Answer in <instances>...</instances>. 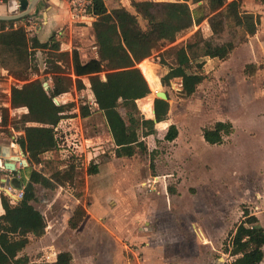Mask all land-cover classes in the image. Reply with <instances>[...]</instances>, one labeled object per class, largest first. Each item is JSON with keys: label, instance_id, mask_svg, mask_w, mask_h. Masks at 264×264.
Wrapping results in <instances>:
<instances>
[{"label": "rangeland", "instance_id": "rangeland-1", "mask_svg": "<svg viewBox=\"0 0 264 264\" xmlns=\"http://www.w3.org/2000/svg\"><path fill=\"white\" fill-rule=\"evenodd\" d=\"M238 2L242 14L256 18L258 39L264 38V4L257 0ZM140 23L144 25L141 20ZM197 28L179 35L175 42L160 47L147 58V65L155 66L159 78L173 63L170 48L185 42L191 35L189 32ZM241 35L242 31L228 21L217 41L238 39ZM261 42L264 43V39ZM247 43L252 46L237 48L231 59L213 76L209 73V79L190 97L182 96L180 79L170 80L168 86L160 83L161 89L168 94L167 124H175L178 136L173 142H167L163 132L153 130L144 137L147 147L152 150H137L131 157L114 155L112 141L106 140L104 117L94 105L90 106L87 117L80 116L79 106L92 99L89 91L71 87L58 97L59 103L71 105L64 114L70 117H64L56 124L58 135L62 140L64 137L70 140L76 133L83 139L84 136L95 137L96 143L88 144V149L97 173L87 174L90 164H84L76 169L77 179L82 180L80 185L71 184L56 191L39 187L35 207L44 214L49 225H54L52 229L57 227L59 232L52 241L51 231H47L38 247L28 248L31 260L41 258V263H45L47 254L69 249L73 252L74 264H105L97 260L107 258L109 261L117 246L114 252L119 253L125 264L127 261L137 264V260L142 264L140 249L157 244L160 256L153 258L152 264H215L219 259H229L223 250L227 243L223 244V241L232 224L239 219L242 206H252V210L259 206L261 209L264 201V80L254 87L243 74L246 63L255 59L261 66L257 75L264 79V51L255 39ZM51 55L52 52L44 51L38 59L47 61L53 57ZM60 64L65 63L60 60ZM30 66L32 71L38 70L32 60ZM47 66L41 65L38 75L33 74L30 78H48L44 73ZM5 78L0 74V84L4 87L11 84ZM147 86L149 88L148 83ZM149 94L153 101L156 98L154 92ZM3 98L0 91V102ZM145 104L146 100L141 99L140 106L137 105L139 114L144 111ZM6 110L0 106L1 115ZM119 111L125 117L122 106ZM24 112L25 109L19 108L8 112V116L18 119ZM226 119L234 126L232 139L226 138L221 145L204 142L202 127ZM161 126H166V122ZM9 128L12 129L11 125H3L0 119V132L15 139L18 132ZM152 141L156 143L155 148H152ZM60 155L62 160L64 155L61 152ZM83 155L88 157L86 153ZM58 167L64 168V163L61 161ZM151 176L164 179L161 189L164 184L166 190L157 199L135 191L138 179H151ZM67 192L73 194L74 199L77 198L75 193L79 192L83 194L80 203H91L101 209L96 217L89 218L73 232L63 221L72 208V200L63 197ZM258 218L264 229V213L260 212ZM128 238L134 239L133 244L124 250L123 244ZM195 242L199 243L196 248L192 246ZM201 242L207 244L201 245ZM261 264H264V253Z\"/></svg>", "mask_w": 264, "mask_h": 264}, {"label": "trees", "instance_id": "trees-1", "mask_svg": "<svg viewBox=\"0 0 264 264\" xmlns=\"http://www.w3.org/2000/svg\"><path fill=\"white\" fill-rule=\"evenodd\" d=\"M238 1L132 0V11L122 6L108 11L103 0H92L87 14L95 18L92 32L97 56L87 61H82L75 49L70 52L61 51L60 43L53 38L44 43L31 39L26 26L16 24L26 19V16L15 20H0V66L23 82L10 87L9 102L12 108L25 109L18 119H10L7 113L2 115V124H9L18 132L14 142L22 149L28 163L25 167L28 181L24 182L16 176L12 179L13 186L22 190V198L11 204L10 198L0 194L4 209V214L0 216V264H26L27 260L21 251L28 244L29 237H40L44 233L45 218L32 205L36 200L34 185L54 189L76 183L80 185L82 182L76 176V169L80 166L78 160L74 156H63L61 160L62 139L55 126L62 118L70 117L64 114L70 110L71 105L56 102V99L72 86L77 91L85 89L81 78L86 77L92 98L90 103L104 113L115 155L130 157L136 150L145 151L142 137L154 130L152 107H143L144 111L139 114L136 103L139 107L141 99L150 95V91L155 93L162 90L156 68L147 65V58L155 50L175 42L179 35L206 20L211 35L205 37L198 29L185 42L171 47L169 52L173 56V63L161 76L164 86H168L170 80L180 78L182 96L190 97L199 84L208 78L203 73L204 58L226 60L238 43L254 34L257 20L252 15L242 14ZM257 1L264 3V0ZM140 20L144 25H141ZM228 21L242 31L241 37L217 41ZM33 47L53 53V57L45 61L48 66L44 73L48 78L44 80L30 78L33 74L38 75V70L32 71L30 66V50ZM60 60L65 63L63 66ZM160 62L164 64L163 59ZM256 68L255 64L249 63L244 72L251 75ZM102 73L103 78L100 75ZM44 82L47 88L43 86ZM119 106L124 108L125 117L121 115ZM90 108L89 102L81 104L80 116L87 117ZM168 110V100L154 98L153 112L155 121L159 122L155 125L158 130L165 128L161 124L166 120ZM232 132L230 122L215 121L202 129V136L209 144H220ZM176 136L177 128L173 124L169 125L165 140L172 141ZM61 161L64 168L58 167ZM87 171V174H95L96 165L90 162ZM75 196L80 198L81 195L77 192ZM84 215L83 207L78 205L68 220L69 227L76 228ZM235 227L224 241V244L227 243L224 252L232 260L217 264H259L263 254L264 230L257 218L243 208L242 219ZM71 262V253L60 251L44 264Z\"/></svg>", "mask_w": 264, "mask_h": 264}, {"label": "crops", "instance_id": "crops-1", "mask_svg": "<svg viewBox=\"0 0 264 264\" xmlns=\"http://www.w3.org/2000/svg\"><path fill=\"white\" fill-rule=\"evenodd\" d=\"M103 1H104V4H105V6H106L108 11H110L111 9H114V8L121 7V6L125 7L129 11L133 10V8L130 5V2L132 0H103ZM134 1H145V0H134ZM151 1H155V0H151ZM174 1H177V0H174ZM262 4H264V3H262ZM8 13L9 12H8L7 5H6V0H0V14H8ZM26 17H27L26 19L24 18L23 20L18 21L16 24L17 25H19V24L25 25L26 29L28 31V35L30 36L31 39H36L39 43H44V42L49 41L51 38H53V39H55L56 41H58L60 43V50L61 51H69L70 52L72 49L77 50L82 61H87L88 59L97 56L95 39H94V35H93V32H92V22L94 21L95 18L93 16H91L90 14H85L84 16L73 18L71 13H70V11H69V7H68V4H67L66 0H39L38 3L31 9L29 14L26 15ZM203 22H204V24L206 26H202ZM203 22L200 23L199 25H194L193 28L198 26V28L196 30L200 29L201 33L203 34V36L209 37L211 35V31H210L209 25H208L206 20H204ZM200 27H202V28H200ZM256 29H257V27L255 26L254 34L251 35V36H247L245 40H243L242 42L238 43L234 47V49L232 50L231 54L229 55V57L226 60H218L216 58H204L205 64H204V68H203V73L207 74V76L210 73L211 76H213L214 72L222 64H224L225 62H228L231 59L234 51L237 48L242 49V48L246 47L247 49H249V46H252L251 45L252 43H247L248 41L251 42L252 40L255 39L257 46L261 50L264 51V43L261 42V40L264 39V38L258 39V37H257L258 29L257 30ZM196 30L193 29V31H190L189 34L194 33ZM30 51H31L30 52V62L32 60L33 61V65H36L38 67V71H40L41 70V68H40L41 65H46V62H45L46 60L45 59H43L42 61H40L38 59L39 54L43 53L44 50H41L39 48H34L33 47V48H31ZM249 63L255 64L257 66L255 72L253 74H251V75H248V74H246L244 72L245 66L247 64H249ZM137 64H136V67H137ZM246 65L243 68L244 77L247 78V80H249L254 87L258 83L262 84L263 80H264L263 77L260 76V75H257V71L261 70L260 64L256 63L255 59H252L249 62H247ZM262 72H264V71H262ZM0 74L2 76H6L5 79L9 80L10 83H11V84H8L6 87H4V85L0 84V87L2 88V89H0V91L4 94L3 102H0L1 108L8 109V111L6 110L7 114H8V112L15 111V110H17L19 108H23L24 109V107L12 108L11 105H10V102H9L10 87L12 85H21L23 82L20 81V80L15 79L11 74L8 73V71L5 68H3L1 66H0ZM69 76L74 78V76L72 74H69ZM101 77L103 78L104 76L102 75ZM84 78L87 79L86 77H82L81 79H82V81H83V83L85 85V90L88 91L89 82H88V79H87V81H84ZM174 79H180V78H174ZM208 79H209V76L204 81H206ZM16 81H18V83H16ZM180 81H181V79H180ZM160 83H161V77H160ZM166 95H167V99L166 100H168V94L166 93ZM185 98H187V97H185ZM58 100L59 99L57 98L56 102H59ZM135 102H136V100H135ZM136 105H138V104L136 103ZM145 106H150L153 109V101L151 103L145 104ZM168 112H169V110H168ZM102 115L104 117V126L106 128V133H105V135L107 136L106 140H111L112 141L110 133L108 132V129H107L105 116H104L103 112H102ZM167 117H168V114H167ZM153 118H154V112H153ZM0 119H1V123H2V115H1V113H0ZM167 119L168 118H166V120L163 121V122H166L165 128L163 130H158L155 127L156 121H155V118H154V131H161L165 135L167 127L169 125H171V124H167ZM215 121H222V122L228 121V122H230L232 124V122L230 120H228V119H226V120H215ZM215 121H213L211 124H209L207 126H204V127H208V126L212 125ZM160 122H162V121H160ZM157 123H159V122H157ZM173 125H175V124H173ZM232 126H233V124H232ZM204 127H202V129ZM10 129L11 128H9V130ZM202 129H201V135H202ZM234 133H235V131H234V126H233L232 134L227 136V137H224L223 138V142L225 141L226 138H231L232 139ZM145 136H147V135H145ZM145 136L142 137L143 142H144V137ZM177 136H178V129H177ZM177 136L172 141H167V140H165L164 137L163 138L167 142H173L177 138ZM202 138H203V136H202ZM93 139L95 140V137H93V136H88V137L84 136V140H85V143L87 145L88 144L92 145V144L96 143V142L93 141ZM204 142H206V141L204 140ZM223 142L220 143V144H209L207 142L206 143L209 144V145H221V144H223ZM152 144H153L152 148H155L156 147V143L153 142ZM145 145H146V143H145ZM96 148H98V147H96ZM21 150L22 149L14 142V137L12 135L11 136H7V135H4L2 132H0V157L3 158L5 162L8 161L12 156H18V157L21 156ZM151 150L152 149H150V147L148 148L147 145H146V150L143 151V152H148V151H151ZM114 152H115V150H114ZM85 153H86V155H88V157H86L88 162L85 161L84 164L88 165V164H90V162L94 163V158L90 155L91 152L89 151V149L86 150ZM114 155H115V153H114ZM121 157H127V156H121ZM121 157H118V158H121ZM23 158L26 159V155L25 154L23 155ZM27 166H28V163H27L26 166L19 165L18 163H14V170L12 172L0 171V194L3 193L8 198H10L11 199V201H10L11 204H14L15 200L10 196V194L15 196V192H12L10 194H6L4 192V187H6L7 185L13 186L12 179L15 176L17 178H22L24 180V182H27L28 181V171L25 170V167H27ZM34 168H37V167L34 166ZM96 169H97V166H96ZM163 180L164 179H160L158 176H151V179L150 178L138 179L136 181V183H135V191L137 193H139V192L146 193V195L152 196V197L157 199V197H159V195H161V192L163 190L164 191L166 190V187L164 186V184H163L162 189H161V185L163 183ZM85 183H86V181H85ZM34 186H35V196H36V199H37V191L39 190V187L41 185L36 184ZM66 186H68V185L58 186V187H56L54 189H47V188H44V187L43 188L46 189V190H52V191L55 190L56 191L58 188H65ZM126 186H127V184H126ZM15 189H17V188H15ZM82 195L80 196V198L82 197ZM63 197H66L67 200H72L71 201V204H72L71 210L69 212H67L68 214L66 216H64V218L62 217L65 226L67 227L68 230H71L72 232L77 230L82 224H84V222L86 220H88L89 218L94 217V216L96 217L101 212V209H99L96 205H93V204L91 205V203H87V202L80 203V201H81L80 198H75L74 199L73 194H71V193L67 192L65 195H63ZM99 200H100V198H99ZM35 203H36V200L34 202H32V205L34 207H35ZM69 203H70V201H69ZM78 205H81L83 207V209L85 211V215L83 216L81 222L79 223V225L76 228H71L68 225V220H69V218L73 214V211L75 210V208ZM243 208H246L251 215H254L257 218L258 223H259V218H258L259 213L260 212L264 213V201H263V205H262L261 209H260L259 206L254 207L255 208L254 210H252V208H253L252 206H250V207L249 206H242L241 215H240L239 219L235 223L232 224V226L229 229V231L227 232V234L230 231L233 232L235 230V228H236L235 226L242 219ZM37 210H39V209H37ZM92 210H93V212H92ZM3 214H4V209L2 208V205H1V202H0V216L3 215ZM41 214L44 216V214L42 212H41ZM45 221H46L47 229L45 227L43 235H41L40 237L30 236L28 244L21 251V253L25 256V260H27L26 264H28V263H30V264H34V263L44 264V263H41V260H42L41 258H35V260H33V259L31 260L32 257L29 255L27 250H28V248H36V247H38V244H40L42 239H44V237H46V235L48 233L47 231H51V233L49 234V237H51L52 241H53V239L57 238L56 236H57V234L59 232L58 231L59 229L57 227L52 229V226H54V225H49L46 219H45ZM55 221H58V220H55ZM130 223H132V222H130ZM127 229L129 230L128 226H127ZM227 234H226L225 239L227 238ZM133 240H134L133 238H128V239L125 240V243L123 244L124 250H125V248L128 249V247H130L133 244ZM224 241H223V244H224ZM196 244H197V242H195V244L193 243L192 246L194 248H196L197 245H199V243L197 245ZM200 244L201 245H206L207 242H201ZM117 248L118 247L116 246L114 248V251L117 250ZM140 250L142 252V255H141L142 264H143V262H145L146 264H148V263L152 264L153 263V258L160 256V246L158 244L155 245V246H152V247H148V248L143 247ZM60 251H68V252H70L71 255H72L71 264H74L73 252L71 250H69V249L57 250L52 255L47 254L46 256L48 258L45 257V261L48 262L49 260L53 259L56 256V254L58 252H60ZM114 251H113L112 257L110 258L109 261H108L107 258L103 259V260L99 259L97 261L103 262L105 264H125L121 260V258L119 257V253L118 252H114ZM263 253H264V246H263ZM226 254L229 257L228 260L224 261V260H220L219 259L215 264H217L219 262L222 263V262L231 261L232 257L229 256L228 253H226ZM194 256H197V255H194ZM261 261H262V258H261ZM261 261L259 262V264H261ZM94 263H96V262L94 261ZM135 263L140 264L138 260L135 261ZM126 264H132V263H130V261H127Z\"/></svg>", "mask_w": 264, "mask_h": 264}, {"label": "built area", "instance_id": "built-area-1", "mask_svg": "<svg viewBox=\"0 0 264 264\" xmlns=\"http://www.w3.org/2000/svg\"><path fill=\"white\" fill-rule=\"evenodd\" d=\"M66 2L68 4L69 11L72 17L76 18L87 14V10L91 6L92 0H66ZM89 104L90 106L94 105L93 103ZM55 129L58 130L57 126L55 127ZM89 146L90 145H87L85 143V140L81 136L78 137V133H76L75 135L70 137V140L67 139V137H64V140L61 141V153H63L64 157L74 156L78 160L79 164L83 165L85 161L88 162L83 153L88 150ZM4 163V159L0 157V171L12 172L4 166ZM4 192L6 194L15 192V201L20 200L23 196L21 189H15L11 185H7L6 187H4ZM46 258L48 257L46 256Z\"/></svg>", "mask_w": 264, "mask_h": 264}, {"label": "water", "instance_id": "water-1", "mask_svg": "<svg viewBox=\"0 0 264 264\" xmlns=\"http://www.w3.org/2000/svg\"><path fill=\"white\" fill-rule=\"evenodd\" d=\"M39 0H6V5L8 9V14H0V20H15L20 19L29 14L31 9L38 3ZM201 4V2H198ZM43 86L47 88V83L44 82ZM156 98H160L163 100L167 99V95L164 91H157L155 93ZM157 123V122H156ZM24 153L21 150V156H12L8 161L4 163V166L10 171L14 170V163H19L20 165H27L26 159L23 158ZM10 196L14 199L15 196L10 194ZM47 229V227H46ZM40 264V263H34Z\"/></svg>", "mask_w": 264, "mask_h": 264}, {"label": "bare ground", "instance_id": "bare-ground-1", "mask_svg": "<svg viewBox=\"0 0 264 264\" xmlns=\"http://www.w3.org/2000/svg\"><path fill=\"white\" fill-rule=\"evenodd\" d=\"M158 91H161V90H158ZM155 93H154V95H155ZM143 99H145L147 101V103H151L152 102V99L149 97V95L146 96V97H144ZM143 107H145V105ZM151 117L153 118V109H152V115H151ZM153 120H154V118H153Z\"/></svg>", "mask_w": 264, "mask_h": 264}]
</instances>
